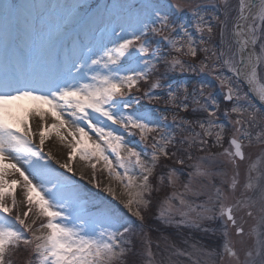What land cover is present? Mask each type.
I'll return each mask as SVG.
<instances>
[{
  "label": "snow or ice",
  "instance_id": "snow-or-ice-1",
  "mask_svg": "<svg viewBox=\"0 0 264 264\" xmlns=\"http://www.w3.org/2000/svg\"><path fill=\"white\" fill-rule=\"evenodd\" d=\"M220 7L0 0V264L21 251L25 264H264V170L242 167L255 148L264 158V107L253 102L264 106V0ZM186 72L226 91L218 100L211 83H173ZM133 90L164 108L142 109ZM53 136L63 160L45 151ZM77 160L111 200L73 179ZM246 218L256 222L247 239ZM153 219L189 229L187 246Z\"/></svg>",
  "mask_w": 264,
  "mask_h": 264
},
{
  "label": "rangeland",
  "instance_id": "rangeland-1",
  "mask_svg": "<svg viewBox=\"0 0 264 264\" xmlns=\"http://www.w3.org/2000/svg\"><path fill=\"white\" fill-rule=\"evenodd\" d=\"M193 2L194 3L198 2V3L202 4L204 7H206L209 10V12H212V11H216L217 13L222 12V8L220 7V5L223 3V0H193ZM230 2L233 5V7H235L236 4H237V0H230ZM213 5H216V8L215 9H213ZM233 15H235V13H233ZM183 20H184L185 23L189 24L190 31H192L193 35L196 36V38L198 40V36L195 33V29L193 27V25L195 23V18L194 17H191V16L185 15L183 17ZM214 38H216V36L213 37V42L214 43H218L219 42V36H217V39H214ZM156 39H159V38L157 37ZM190 74H191V72H186L182 76H176L175 79L173 80V83L175 84V83L179 82V83H182V84H188L190 86H194V85H192L194 82H196L195 84H197V83H205V84L211 83L213 85V87L211 89L212 94L214 96H216L218 100L223 95L224 91H226V90H221V88L218 85V82L214 80V78H213L212 75H209V74H204V75L196 74L197 76H196V79H195V76L193 75L192 77H190ZM260 75H261V78L264 79V68H262L260 70ZM141 87H142V90L143 91H147L148 88H149V85L142 84ZM241 91L242 92H247L246 87L245 86H242ZM133 95L134 96H141L142 97V92H136L135 90H133ZM160 101H163V100H160ZM158 102L159 101L153 100L150 103L147 98H143L142 97L140 99V102H139V105L138 106L141 107L142 109H149V108H160V109H163L164 106H165L164 105V102H161L162 104H158ZM222 107H224V105L222 106V104H221V108ZM181 115H183V113ZM169 122H171V114H169ZM197 131H199V129H197ZM126 139L129 140V141H131V140H137L138 138L127 137ZM132 146L136 147L138 150H141L139 143H136V144H134ZM225 147H227V143H225ZM220 150L221 149H213V151H220ZM143 152H144L145 156L147 157L148 154L151 152L150 146L144 148L143 149ZM246 155H247V153H246ZM174 159H173V161H168L167 162V165L169 167H176V168L184 167V168H187L188 164L192 163V161H188L186 159L185 160V165L184 166H181L179 164H175L174 163ZM77 161H79V160H77ZM80 162H81V164L84 167H88L85 162H82V161H80ZM113 162L115 163V161H113ZM164 163H165L164 161H161V164H164ZM252 163H256L258 169L264 170V158H260V151H259L258 148L253 149V155L251 156V158L249 160H246L244 162V165L242 167H245L246 168L249 164H252ZM61 171H63V170H61ZM159 171H160V168L158 167L157 168V172H159ZM68 175H71V174H68ZM97 175L98 176L101 175V173H100V166L99 165L97 166ZM73 179L79 181L80 184L87 186V184H84L83 181L78 180L76 176L73 177ZM114 186H115V184H114ZM87 189H91L92 192L98 193V195L100 197H107L109 200H111V197L108 196V194L106 192H104L102 190V188L101 189H97V188L94 189L92 187H89V188L86 187V190ZM119 190L120 189L117 188V191H119ZM170 191H171L170 189H167L166 188L165 191L163 193H161L160 195L163 196L165 194H169ZM17 199L18 200L20 199V197H19V188L17 189ZM13 215H15V211L13 212ZM241 215H244V213H239L238 214V221H239V216H241ZM29 219H31V216L29 217ZM132 219H135V218L133 217ZM246 219H247V223L244 224V229H245V234H246L245 238L247 239L248 238L247 233L249 232L250 228L256 222L252 218H246ZM37 223H39V222H37ZM156 225H159L161 235L163 237H165V238L170 239L172 242H174L175 245L177 246V248L183 249V248H185L187 246L184 243V241H185V239L187 237H189L191 235L189 229H186V228H177L174 225L173 226H164V225L160 224L159 221L153 219V226H156ZM233 232H234V230H233ZM155 235L156 234L154 233V238H155ZM197 235H199V234H197ZM232 238H233V240H238L239 239V237H237L235 235H233ZM191 242H192L191 240H188V243L189 244ZM220 242H221V239H220L219 236L212 237L209 240V243L216 244V245H219ZM131 258L132 257L130 256V259ZM14 259L16 261V264H25V261L28 259V253L21 251V252L17 253V255L14 257ZM173 259L176 260L177 262L183 261L184 264H187V261H186V259L184 257H173Z\"/></svg>",
  "mask_w": 264,
  "mask_h": 264
},
{
  "label": "bare ground",
  "instance_id": "bare-ground-1",
  "mask_svg": "<svg viewBox=\"0 0 264 264\" xmlns=\"http://www.w3.org/2000/svg\"><path fill=\"white\" fill-rule=\"evenodd\" d=\"M45 151H51L54 155H56L59 159L63 160L65 158L67 149L63 148L59 141L53 136V139L48 141L45 146ZM74 167L76 168V177L80 180V172L83 171L85 173V179L81 180L84 184H87V188L92 187L95 189L93 184L88 182V173H90L91 169L88 167H84L80 161L75 162ZM11 178V177H10ZM89 186V187H88ZM120 191V190H119ZM118 191V192H119ZM19 197H20V189H19Z\"/></svg>",
  "mask_w": 264,
  "mask_h": 264
},
{
  "label": "trees",
  "instance_id": "trees-1",
  "mask_svg": "<svg viewBox=\"0 0 264 264\" xmlns=\"http://www.w3.org/2000/svg\"><path fill=\"white\" fill-rule=\"evenodd\" d=\"M217 36H218V35H216V38H214V39H217ZM202 56H203V53H200V57H202ZM194 63H196V64L198 65V63H199V58H198L196 61H194ZM193 75L195 76V79H196V76H197L196 73H191V74H190V77H192ZM195 83H196V82H194L192 85H195ZM161 102H163V101H159L158 104H162ZM223 105H224V104L222 103V106H223ZM161 107H162V106H161ZM223 108H224V107H222L221 109H223Z\"/></svg>",
  "mask_w": 264,
  "mask_h": 264
},
{
  "label": "water",
  "instance_id": "water-1",
  "mask_svg": "<svg viewBox=\"0 0 264 264\" xmlns=\"http://www.w3.org/2000/svg\"><path fill=\"white\" fill-rule=\"evenodd\" d=\"M245 87H246V86H245ZM246 89H247V91H248V88H247V87H246ZM253 101H254V103H255L257 106L264 107V106L261 105L259 99L253 97Z\"/></svg>",
  "mask_w": 264,
  "mask_h": 264
}]
</instances>
